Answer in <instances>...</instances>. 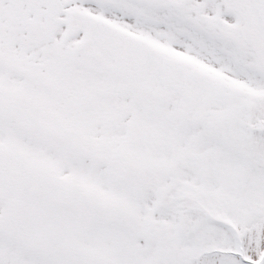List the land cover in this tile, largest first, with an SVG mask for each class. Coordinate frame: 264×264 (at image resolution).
I'll use <instances>...</instances> for the list:
<instances>
[{
    "label": "rangeland",
    "instance_id": "1",
    "mask_svg": "<svg viewBox=\"0 0 264 264\" xmlns=\"http://www.w3.org/2000/svg\"><path fill=\"white\" fill-rule=\"evenodd\" d=\"M127 1L107 6L120 16L105 21L127 44L122 54L130 55L134 45L142 48L141 59L148 48L156 50L207 76L212 87L194 89L198 102L186 95L163 104L153 98L117 124L100 116L102 125L84 127L81 105L71 130L95 141L98 157H128L130 169L82 154L74 160L71 150L45 142L30 147L24 134L13 135V155L29 172H20V184L0 197L6 230L0 228V264H211V256L215 264H232L231 255L247 263L259 252L251 239H242L240 250L234 230L264 232V0L228 6L220 0ZM56 68L59 74L65 69ZM103 78L108 75H94ZM130 98L117 97L116 110L129 112ZM257 139L263 144L254 148ZM159 172L175 177L167 179L175 184L174 208L158 207L159 192L140 179ZM198 230V245L189 247Z\"/></svg>",
    "mask_w": 264,
    "mask_h": 264
},
{
    "label": "flooded vegetation",
    "instance_id": "2",
    "mask_svg": "<svg viewBox=\"0 0 264 264\" xmlns=\"http://www.w3.org/2000/svg\"><path fill=\"white\" fill-rule=\"evenodd\" d=\"M63 1L65 11L58 25L53 26L54 19L44 15L45 9L39 1L0 0V95L8 100H27L31 111L38 112L42 120L53 118V112L48 115L43 110L53 105L57 95L54 90L42 88L40 78L47 63L40 57L55 49V40L60 38L61 29L79 26V44L84 39L88 41L84 53L90 52V57L94 51L108 52L111 48L112 36L95 19L112 18L116 14L113 9L88 0H75L69 7L71 0ZM14 67L27 72L28 78L22 77Z\"/></svg>",
    "mask_w": 264,
    "mask_h": 264
},
{
    "label": "bare ground",
    "instance_id": "3",
    "mask_svg": "<svg viewBox=\"0 0 264 264\" xmlns=\"http://www.w3.org/2000/svg\"><path fill=\"white\" fill-rule=\"evenodd\" d=\"M261 235H262V238L264 239V232H262V229L261 230L258 229L257 231L254 230L253 232H251V233L248 234V236H247L248 237L247 242L248 241L250 242V239L253 241V246H252L253 249L254 248H256V249H259L260 248V245L262 244L260 242ZM262 238H261V240H262ZM214 258H215L214 256H211L209 258L211 264H215L214 263V261H215ZM229 262H231L232 264H240V262H238L237 259L234 258V257H230Z\"/></svg>",
    "mask_w": 264,
    "mask_h": 264
},
{
    "label": "water",
    "instance_id": "4",
    "mask_svg": "<svg viewBox=\"0 0 264 264\" xmlns=\"http://www.w3.org/2000/svg\"><path fill=\"white\" fill-rule=\"evenodd\" d=\"M51 4L53 9L60 7V4H58L57 0H51Z\"/></svg>",
    "mask_w": 264,
    "mask_h": 264
}]
</instances>
